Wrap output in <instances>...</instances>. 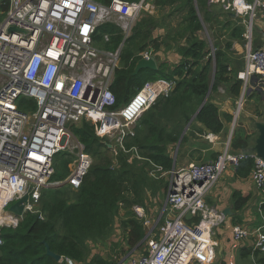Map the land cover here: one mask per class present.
I'll return each instance as SVG.
<instances>
[{"label": "built area", "instance_id": "2783aa9c", "mask_svg": "<svg viewBox=\"0 0 264 264\" xmlns=\"http://www.w3.org/2000/svg\"><path fill=\"white\" fill-rule=\"evenodd\" d=\"M225 1L231 3L229 12L237 17L250 13L242 35V86L230 137L223 152L209 162L182 166L174 161L170 171L153 165L150 175L168 182L161 213L166 219L149 239L145 235L143 252L135 253L138 245L123 264H214L217 244L213 228L223 224L225 217L207 208L206 197L227 168L235 170L249 158L254 161L250 179L263 192L264 161L251 151H232L230 140L246 92L264 96V29L262 46L254 48L255 23L260 17L264 23V0ZM147 10L145 0H112L108 5L95 0H8V10L0 22V233L3 228L15 229L26 213H39L42 190L59 184L50 181L53 159L65 149L68 138H73L67 150L74 158L65 182L70 189H79L92 157L72 136L71 126L88 122L95 126L97 138L115 141L113 147L106 144L108 150L129 155V164L142 160L136 147L125 144L135 137L136 121L158 99L169 97L175 82L163 78L148 81L116 107L110 86L120 64L122 45L106 50L103 44L110 41L109 35L98 42L93 36L99 26L110 23L121 30L125 40L141 12ZM211 50L213 53L212 45ZM153 57L151 49L139 54L140 59ZM22 99L34 100L35 107L24 112L20 109L25 105ZM24 195L28 200L23 216L9 213L8 208ZM133 213L144 229L149 226L142 207H133ZM194 218H199L197 224L185 222ZM231 239L233 243L248 240L264 255L262 227L235 224ZM2 242L0 236V245ZM63 263L76 264L67 258Z\"/></svg>", "mask_w": 264, "mask_h": 264}, {"label": "trees", "instance_id": "16d2710c", "mask_svg": "<svg viewBox=\"0 0 264 264\" xmlns=\"http://www.w3.org/2000/svg\"><path fill=\"white\" fill-rule=\"evenodd\" d=\"M95 1L108 5L112 0ZM153 5L161 9L179 5L175 12L185 15L177 30L170 31L165 36H155L154 31L159 28V24L154 16L144 13L143 18L135 22L130 36L125 40L121 30L110 23L99 26L93 36L98 42L103 35H109L110 41L103 44L106 50L114 51L122 45L120 64L115 70L110 86L116 99V107L129 100L148 81L163 78L175 82L169 97L158 99L141 115L135 127V137L125 144L127 148L136 147L144 161L134 160L129 164V155L119 153L118 166L111 167V161L106 155L109 150L104 144L105 141L95 136V126L85 121L71 126L73 136L84 146L85 152L94 156L96 163L91 165L79 189L73 191L69 197L63 191L65 186L69 188L67 185L44 189L40 196L38 214L26 213L15 229H1L3 242L0 245V264H62L46 255L45 245L62 259L67 258L76 264H82L89 254L85 242L101 241L109 236L119 205L124 204L125 208H129L143 203V193L152 188L146 168L148 167L149 173L153 165L161 166L164 171H170L174 167L169 150L176 146L180 139V143L187 141V137L182 136V133L188 124H201L214 135L220 134L224 129V124L219 118V109L212 102V94L222 87H229L228 90L235 100L240 96L242 82L234 80L228 70L230 54H236L232 50L233 42L223 46L212 42V53L206 42L198 36L204 26L216 19V15L209 11L208 0H154ZM7 10L8 0H0V22ZM224 16L232 18L233 14L228 12ZM244 30V26L232 30V38L237 39L234 41L244 43ZM165 44V47L175 48L178 62L171 68L160 63L156 71L144 69L134 76L133 71L140 59L139 54L151 49L155 55L161 52ZM249 96L254 97L257 102L262 98L257 92H251ZM22 100L20 102L25 105L20 106V109L24 112L35 107L34 100ZM222 116L226 122L231 123L232 115L224 113ZM202 133L199 131V134ZM104 145L106 150L102 152ZM253 146L250 135L245 130L234 128L230 140L232 151L250 152ZM71 157L69 153L62 151L55 154L53 168L58 169L61 175L58 178L52 176V182L63 181L67 177ZM253 168L254 161L249 158L242 161L235 171L238 177L247 178ZM155 180L158 179H154L153 184L162 183L163 190H166L167 181ZM129 189L135 192L134 195L128 192ZM128 196L130 200L133 198V203H129L126 198ZM231 199L236 212H239L247 201L237 192L233 193ZM258 212L257 222L250 228L262 227L264 233V202ZM185 222L197 224L199 218L186 219ZM231 223L237 224L241 221L232 220ZM121 227L128 250H133L143 243L146 230L141 220H124ZM239 257H250L254 264H264V255L252 246L243 249ZM87 264L117 263L111 258L107 260L95 255Z\"/></svg>", "mask_w": 264, "mask_h": 264}, {"label": "crops", "instance_id": "0c3cea01", "mask_svg": "<svg viewBox=\"0 0 264 264\" xmlns=\"http://www.w3.org/2000/svg\"><path fill=\"white\" fill-rule=\"evenodd\" d=\"M231 17L232 18L220 15L217 17L218 22L213 20L211 24L208 25L207 32L212 38L213 43L223 46L228 42L237 40L232 38V30L237 27L243 28L245 20H242V22L236 21L234 18L236 16L234 14ZM263 29L264 23L260 17V19L256 21L254 27V48H259L262 46ZM160 53L162 52L156 53L154 56L158 57ZM173 55L175 57V54H172L168 55L167 59H174ZM237 56H240L237 52L236 54H230V63L228 65V70L234 80H239L240 73L244 68V60L241 59V57L238 58ZM155 57L154 60L157 63ZM162 61L164 60L162 59ZM228 88L229 87H222L216 93L212 94V102L218 107L220 113L219 118L224 124V129L222 132L220 134L214 135L209 133L201 124L195 122L191 125L188 124L184 129V135L187 137V141L184 143H178L176 145V156L173 157V160L176 162V164L185 166L191 162H209L214 160L222 151L223 144H226L225 142L227 135L232 129L234 120L233 107L236 102L234 97L230 94ZM247 102L249 104H247V107L244 110L242 120L240 121L239 119L237 127L235 128H241L245 130L246 133L250 135V141L253 146L257 137V131L253 133L250 130V124L252 122V118H256V116L262 117V115H264V96L262 95V98L258 102L249 96ZM252 104H254V112L251 109ZM224 113L232 115V123L225 121L222 116ZM255 123L257 122L253 123L254 127ZM199 131L203 132V136L196 135V133H199ZM192 133H194V136H192ZM210 135H213V137H210ZM196 136L201 138L203 137V139H196ZM236 172L237 171L231 168H227L222 177L217 182L213 191L210 193V208L212 211H214V213L220 214L226 208H230L232 213V216H224L225 221L223 226H220L216 229L217 238L214 241L217 244V259L214 264H254L252 258L250 257L244 259L239 257V254L243 249L246 247H251V243L248 240L241 243H233L231 239L230 225L232 220H240L243 226L253 227L252 223L257 222L256 217L259 213L258 208L264 202V189L263 192L262 190L260 191L251 181L250 175L247 178H241L237 176ZM234 192L239 193L242 198H246L247 200L246 204L239 212L234 210L233 199H231V196ZM242 261H245V263Z\"/></svg>", "mask_w": 264, "mask_h": 264}, {"label": "rangeland", "instance_id": "374dc122", "mask_svg": "<svg viewBox=\"0 0 264 264\" xmlns=\"http://www.w3.org/2000/svg\"><path fill=\"white\" fill-rule=\"evenodd\" d=\"M125 1L128 2L127 0H125ZM153 3H154V0H145V4L148 6V10L146 12H141L140 17L136 21V23L143 18V16H144L143 14L145 13V15L154 16L157 23L159 24V28L154 31V35H159L161 37V36H165L170 31L177 30V26L179 25L183 16L185 15L184 13L175 12V10L179 7V5L174 6V7H166V8L161 9V8L155 7L153 5ZM208 6H209L210 13H213L216 15L215 20H216V22H218L217 17L220 15H225L226 13H228L230 8H231V3H227V1H225V0H209ZM196 7H197V5H196ZM249 17H250V13L247 12V13H244V15L241 17L236 16L234 18L236 19V21L242 22V20L248 21ZM207 29H208V25L204 26L202 31H200L198 33V36L206 42L207 47L211 51L212 38L209 36ZM232 42H233V49L232 50L237 52L240 55V56H237L238 58L241 57V59H243V54H244V49H245L244 45L242 43H238L235 41H232ZM165 46H166V44L163 46V48L161 50L162 53H160L158 56L159 58H156L155 56L154 57L157 61L156 64L159 65L160 63H164V64H166V66L168 65V68H171L173 66V64L178 62L179 57L176 54L175 48H172L171 46L170 47H165ZM167 53H169V54H167ZM172 54H175V57L173 55L174 59H167L168 55H172ZM154 57H153V59H154ZM162 59L164 61H162ZM158 79H160V78H158ZM248 97H249V95L246 92L243 105L240 108V110L238 111V115L236 118L234 128L237 127V123H238L239 119H240V121L242 120V117L244 115L243 114L244 110L246 109L247 104H249L247 102ZM252 99H255V98L253 97ZM233 108H234L233 109V114H234V112L236 111V108H237L236 103L234 104ZM251 109L254 112V109H255L254 104H252ZM258 118H261V119H258ZM263 121H264V115H262V117L256 116V118H252V122L250 124V130L253 133L256 132L253 123L254 122H263ZM136 126H137V121L134 124V127H133L134 130H135ZM135 133H136V131H135ZM196 135L203 136L202 134H199V133H196ZM192 136H194V133H192ZM228 136H229V134L227 135V138H228ZM196 139H203V137L201 138V137L196 136ZM104 144H107V145L113 147L115 144V141L113 139H110L109 143L105 142ZM64 145H65L66 150L62 151V152H66V154L69 153L72 156L71 159H73V154L69 150H67L68 148L72 147L73 138H68L65 141ZM66 145H67V147H66ZM225 147H226V144H223V149L220 153L223 152ZM105 150H106V147L104 145V148H101V151L105 152ZM175 152H176V146L171 147L169 150L171 157L176 156ZM106 155H107V159H110V161H111L110 162L111 167L115 166V168H116L118 166V160L117 159H118L119 154H115V151L109 150L106 153ZM91 157H92V163L91 164L94 165L96 163L95 158L93 155ZM138 161L141 162L144 160H138ZM179 165H181V164H179ZM152 170H153V168L150 169L149 173H148V167L146 168L147 176H148V179L150 181V185L152 186V188L146 189L145 192L143 193V203L141 205H132L129 208H125L124 204H120L118 207V212L115 215L114 222L112 225V230H111V233L109 234V236L106 239L101 240V241L87 240L85 242V244L88 247L89 254H88L87 260L85 262H83L82 264H87L89 259L95 255L103 257L107 260H109L111 258L112 261L116 262L117 264H123L125 262L127 257L130 256V254H132L134 249L128 250V247L125 244L124 232L122 230L121 223H122V221L130 219V218L137 219V217L133 213V207H135V206L142 207L144 212H145L146 219L149 220V222H150L149 226L145 228L146 229V235H147L148 239L152 236V233L155 232L156 229H158V227L160 226L162 221H164L166 219L165 214L164 213L161 214L162 208H163V205L165 202V194H164L165 190H163V184L162 183L153 184L154 178L150 175V172H152ZM60 175L61 174L58 171V169H56L54 167V173L52 176H54L55 178H58V177H60ZM158 180L167 181L165 178H159ZM158 180H155V181H158ZM56 183H58V182H56ZM58 185L60 186V184H58ZM61 185H62V183H61ZM63 191L65 192L66 196H68V197H69V195H71L73 193V191H71V189L67 188L66 186L63 188ZM128 192L132 193L133 195L135 193V192L133 193L131 191V189H129ZM126 198L129 201V203L134 202L132 197H131V200H130L129 196ZM209 200H211L210 194L206 197V200H205V204H206L207 208L208 207L210 208ZM38 210L40 211V208ZM162 215H164V217ZM138 221H140V220H138ZM223 224L221 223L218 227L223 226ZM237 224L241 225L242 223H237ZM255 224H256V222L252 223V225H255ZM233 225H235V224L231 223L230 226L232 227ZM217 228L215 226L213 228V239L214 240L217 238L216 237V235H217L216 229ZM150 231H152V232H150ZM144 246H145V242H143L135 250V253L143 252ZM216 259H217V248H216ZM216 259H215V261H216ZM64 260L60 259V262H62V264H64L63 263ZM242 262L245 263V261H242Z\"/></svg>", "mask_w": 264, "mask_h": 264}, {"label": "water", "instance_id": "95a60500", "mask_svg": "<svg viewBox=\"0 0 264 264\" xmlns=\"http://www.w3.org/2000/svg\"><path fill=\"white\" fill-rule=\"evenodd\" d=\"M10 31L15 30L14 28H10ZM157 64L155 62L154 59H140L137 61L134 71H133V75H137L141 70L144 69H149L152 71H156L157 70ZM208 97V96H207ZM207 100V98H206ZM204 104V103H203ZM234 123V120H233ZM255 129L257 131V137L255 139V143L254 146L252 147L251 151L256 155L257 158L262 159L264 161V121L263 122H257L255 123ZM185 130L182 133V136L184 135ZM181 136V138H182ZM230 137V135H229ZM181 141V139H180ZM180 141L178 143H180ZM28 200V195H24L20 200L16 201L14 204H12L9 208H8V212L12 213L18 217H22L23 216V208H24V204L27 202ZM222 215L223 216H232L231 213V209L230 208H226L222 211ZM45 251H46V255L50 258H52L53 260H55L56 262H59L61 257L55 253H53L52 251H50L49 247L47 245H45Z\"/></svg>", "mask_w": 264, "mask_h": 264}, {"label": "clouds", "instance_id": "9594fccd", "mask_svg": "<svg viewBox=\"0 0 264 264\" xmlns=\"http://www.w3.org/2000/svg\"><path fill=\"white\" fill-rule=\"evenodd\" d=\"M70 132H71V129H70ZM71 134H72V132H71ZM72 136H73V134H72ZM74 137V136H73ZM75 138V137H74ZM76 139V138H75ZM77 140V139H76ZM66 149H64V150H60V151H65ZM252 152V151H251ZM74 158V157H73ZM73 160V159H72ZM72 162V161H71ZM69 169V168H68ZM69 174V173H68ZM68 176V175H67ZM52 177V176H51ZM66 179V178H65ZM65 179L63 180V181H59V184H60V186H62V185H67L66 184V182H65ZM51 181V180H50ZM52 182V181H51ZM55 182V181H54ZM61 183H62V185H61ZM59 185H55V186H52V187H48V188H53V187H58ZM68 186V185H67ZM69 187V186H68ZM48 188H45V189H48ZM44 190V189H43ZM72 190V189H71ZM72 191H74V190H72ZM220 214H222V213H220ZM40 219H42V218H40ZM225 221V220H224ZM62 259V258H61Z\"/></svg>", "mask_w": 264, "mask_h": 264}]
</instances>
